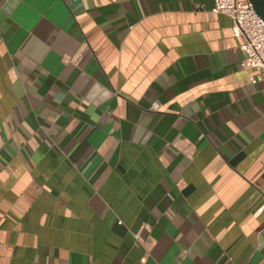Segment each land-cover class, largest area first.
Returning a JSON list of instances; mask_svg holds the SVG:
<instances>
[{
    "label": "crops",
    "instance_id": "crops-1",
    "mask_svg": "<svg viewBox=\"0 0 264 264\" xmlns=\"http://www.w3.org/2000/svg\"><path fill=\"white\" fill-rule=\"evenodd\" d=\"M214 4L0 0V264H264V80Z\"/></svg>",
    "mask_w": 264,
    "mask_h": 264
},
{
    "label": "built area",
    "instance_id": "built-area-1",
    "mask_svg": "<svg viewBox=\"0 0 264 264\" xmlns=\"http://www.w3.org/2000/svg\"><path fill=\"white\" fill-rule=\"evenodd\" d=\"M211 11L231 17L234 32L244 38L242 68L257 72L252 82L264 80V20L250 0H215ZM264 208V206H263Z\"/></svg>",
    "mask_w": 264,
    "mask_h": 264
},
{
    "label": "water",
    "instance_id": "water-1",
    "mask_svg": "<svg viewBox=\"0 0 264 264\" xmlns=\"http://www.w3.org/2000/svg\"><path fill=\"white\" fill-rule=\"evenodd\" d=\"M254 6L256 12L262 17L264 20V0H250Z\"/></svg>",
    "mask_w": 264,
    "mask_h": 264
}]
</instances>
